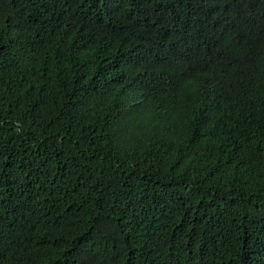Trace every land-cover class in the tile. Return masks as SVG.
<instances>
[{"label":"trees","instance_id":"obj_1","mask_svg":"<svg viewBox=\"0 0 264 264\" xmlns=\"http://www.w3.org/2000/svg\"><path fill=\"white\" fill-rule=\"evenodd\" d=\"M0 264H264V0H0Z\"/></svg>","mask_w":264,"mask_h":264}]
</instances>
